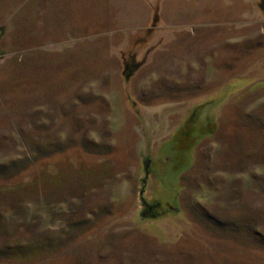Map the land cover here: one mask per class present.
Wrapping results in <instances>:
<instances>
[{"label": "rangeland", "instance_id": "374dc122", "mask_svg": "<svg viewBox=\"0 0 264 264\" xmlns=\"http://www.w3.org/2000/svg\"><path fill=\"white\" fill-rule=\"evenodd\" d=\"M0 264H264V0H0Z\"/></svg>", "mask_w": 264, "mask_h": 264}, {"label": "trees", "instance_id": "16d2710c", "mask_svg": "<svg viewBox=\"0 0 264 264\" xmlns=\"http://www.w3.org/2000/svg\"><path fill=\"white\" fill-rule=\"evenodd\" d=\"M132 70H133V67H132V66L128 67V70H127V75H130V74H131V72H132ZM142 200L144 201L145 205H146L148 208H151V205H150V204H148V203L146 202V199H145V198H143V196H142Z\"/></svg>", "mask_w": 264, "mask_h": 264}]
</instances>
